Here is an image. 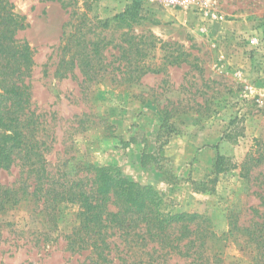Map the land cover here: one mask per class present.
<instances>
[{
  "label": "rangeland",
  "instance_id": "374dc122",
  "mask_svg": "<svg viewBox=\"0 0 264 264\" xmlns=\"http://www.w3.org/2000/svg\"><path fill=\"white\" fill-rule=\"evenodd\" d=\"M10 1L28 24L19 37L35 51L33 102L47 120L52 175L73 176L83 160L114 168L152 186L168 212L208 218L219 239L208 242L212 262L253 264L255 245L231 232L230 221L244 228L264 217V0H183L184 8L100 0L98 14L112 24L103 36L118 42L126 29L117 28L115 17L138 2L142 19L132 32L153 34L188 54L180 67L137 84L83 83L79 71L77 78L56 77L57 49L69 31L60 2L67 0ZM250 154H263V162H249L246 172ZM20 176L14 166L1 182L18 185ZM44 206L30 197L0 210V264H89L88 252L67 244L79 223L78 205L63 203L55 215ZM112 240L113 264L132 263L129 247ZM156 262L193 264L176 256Z\"/></svg>",
  "mask_w": 264,
  "mask_h": 264
},
{
  "label": "trees",
  "instance_id": "16d2710c",
  "mask_svg": "<svg viewBox=\"0 0 264 264\" xmlns=\"http://www.w3.org/2000/svg\"><path fill=\"white\" fill-rule=\"evenodd\" d=\"M60 3L69 17L65 24L69 31L57 49L56 77L77 78L79 71L83 83L110 79L117 84H137L147 75L162 74L187 62L188 54L180 47L153 34L132 32V23L142 19L138 2L115 17L117 28L126 29L118 42L103 36L112 24L99 16L100 0ZM27 27L26 18L16 12L15 5L0 0V210L30 197L42 201L49 215H55L63 203L77 204L79 223L66 236L67 244L73 252H88L89 264L114 263V238L129 247L128 254L134 259L130 264H156L174 256L190 259L193 264H216L208 256V242L219 239L208 218L168 212L152 186L132 182L114 168L85 160L72 168L76 170L73 176L70 171L52 175L46 158L51 148L47 120L33 102L35 51L19 37ZM96 29H101L100 34L92 37ZM157 51H163V57L158 58ZM262 157L248 155L243 163L245 171H249V162L256 166L263 162ZM14 166L21 168L19 184H3L2 172ZM237 222L231 219V232L246 235L255 245L253 264H264V217L244 228ZM142 257L147 260L142 261ZM213 258L219 261V254Z\"/></svg>",
  "mask_w": 264,
  "mask_h": 264
},
{
  "label": "built area",
  "instance_id": "2783aa9c",
  "mask_svg": "<svg viewBox=\"0 0 264 264\" xmlns=\"http://www.w3.org/2000/svg\"><path fill=\"white\" fill-rule=\"evenodd\" d=\"M152 3H159L164 4L165 6L169 7H180L184 8L186 6L185 2L183 0H148Z\"/></svg>",
  "mask_w": 264,
  "mask_h": 264
}]
</instances>
